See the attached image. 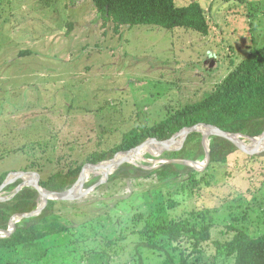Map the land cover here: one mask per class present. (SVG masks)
Returning <instances> with one entry per match:
<instances>
[{
    "label": "rangeland",
    "instance_id": "1",
    "mask_svg": "<svg viewBox=\"0 0 264 264\" xmlns=\"http://www.w3.org/2000/svg\"><path fill=\"white\" fill-rule=\"evenodd\" d=\"M192 1L206 10V35L155 25L121 26L115 32L93 0H0V155L5 154L0 172L23 171L31 162L44 172L72 160L84 162L92 151L113 146L128 129L163 118L166 107L201 99L251 48L264 45V0L175 3ZM24 142L23 151L7 156L6 150ZM146 153L130 163L151 169L166 162L160 154L151 158ZM246 154L237 151L225 164L213 165L207 176L210 185L197 196L185 172L166 180L123 178L102 188L107 183L97 184L104 177L102 169L89 170L77 197L56 200L69 233L51 242L77 239L81 253L103 248L111 256L108 264H128L126 251L137 240L132 231L142 221L136 220L147 215L150 203L165 205L173 199L179 205L167 210L168 217L183 216L197 206L210 210L211 238L202 244L198 259V254L188 258V264H210L216 252L213 241L230 239V226L250 236L264 232V160L251 163ZM193 161V166L180 164L200 167L196 162L202 160ZM25 172L41 178L37 170ZM92 179L97 180L88 187ZM7 186L1 198L14 191ZM108 239L114 242L107 245ZM181 245L189 250L186 242ZM163 258L157 251L143 252L144 264H161ZM233 263V257H219L214 264Z\"/></svg>",
    "mask_w": 264,
    "mask_h": 264
},
{
    "label": "trees",
    "instance_id": "2",
    "mask_svg": "<svg viewBox=\"0 0 264 264\" xmlns=\"http://www.w3.org/2000/svg\"><path fill=\"white\" fill-rule=\"evenodd\" d=\"M93 4L103 20L112 22L115 32L121 26L134 25H155L167 29L185 28L201 35H206L209 31L206 10L198 1L177 5L175 0H93ZM23 53L28 54L29 51ZM198 123L211 124L224 131L251 137L258 136L264 130V45L251 48L220 83L201 99L178 107H166L163 118L150 125L128 129L122 133L117 143L108 149L92 151L84 162L72 160L66 166L52 167L54 170L50 172L47 170L44 172L41 165L31 162V165L27 167L24 165L20 170H37L41 174L38 180L41 187L62 191L76 181L85 164H96L112 158L115 153L129 150L150 137L160 141L168 140L180 129ZM35 140V145H39V141ZM24 148L25 142L20 147L14 146L6 150L7 156L23 151ZM151 150L153 153L158 152V149L154 148L148 151ZM237 151L241 152L229 140L212 135L209 138L210 159L204 171H197L193 167L172 161L160 163L158 167L151 169L123 163L107 176V180L104 181L107 183L102 185V188L123 178L156 176L159 180H166L185 172L191 192L197 196L202 188L210 185L207 178L209 169L213 165L225 164L229 156ZM158 154L165 160H202L204 158L202 136L199 132H191L181 148L164 150ZM4 155H0V158ZM146 156L154 157L150 153H146ZM247 156L251 163L261 162L264 160V150ZM249 167L252 168L253 164H249ZM251 168L245 172L252 173ZM9 172L10 170L0 172V185ZM246 178L250 181L249 175H246ZM93 180L97 179H92L86 185L89 187L94 184ZM21 181L22 179L18 178L6 188L14 189ZM38 203V191L31 186H23L9 199L0 201V231L8 228L11 217L34 210ZM57 203L59 201L47 200L39 214L20 218L14 223L9 235L0 236V264L109 263L111 256L103 254V248L99 251L81 253L77 250V239L67 238L68 240L62 243L51 242L53 238L57 239L64 234L68 236L69 233L68 226L61 221L57 213L55 207ZM178 205L179 203L173 199H168L165 205L160 202L149 204L147 215L136 220V224L142 220L140 227L132 231L137 240L128 247L131 251L128 249L126 251L129 254L126 259L128 264H144V251H157L162 254L164 258L161 264H188V258L192 254H198L196 259L199 258L203 252L202 244L211 238L213 217L205 206H197L183 216L168 217L167 210ZM230 228L234 232L230 239L224 242L213 241L216 252L212 255L210 264H214L219 257H233V264H264V232L258 236H250L242 229L233 226ZM112 242L114 239H108L106 244ZM182 242L188 244L189 250L185 245H181ZM98 259L104 261L95 262Z\"/></svg>",
    "mask_w": 264,
    "mask_h": 264
},
{
    "label": "water",
    "instance_id": "3",
    "mask_svg": "<svg viewBox=\"0 0 264 264\" xmlns=\"http://www.w3.org/2000/svg\"><path fill=\"white\" fill-rule=\"evenodd\" d=\"M191 132H199L201 134L202 145L204 148V158L200 162V167H194L196 169H202L209 162V159H210L209 138L212 135H217V136H220V137H223V138L229 140L238 149H240L243 152L248 153L249 155L255 154L256 152H259L260 150L264 149V130L258 136L251 137V136L243 135L241 133H232V132L224 131V130H221L220 128H218L214 125H211V124L198 123V124H194L192 126L184 127L182 129H180L177 133H175L168 140L160 141V140H157L153 137H150V138L145 139L139 145H137V146H135L129 150H126V151H120V153L121 154H129V153L134 154L140 148H142L144 145H147V144H152L156 148H158V152H156V153L149 151V153L152 155H156V154H158L164 150L179 149L183 145V142H184L185 138L187 137V135ZM178 137L180 138V140L178 142V146L174 147L173 144L176 141V138H178ZM242 138H249L251 140L257 139V142L259 143V141H260V143H262V145L260 147H258V146H256L258 143L255 145H253L252 143H250V144L246 143L242 140ZM107 161H109V165L112 166V169L106 170L104 172L102 171L101 175L104 177L101 180H99L97 182V184L104 182V179L109 174L114 172L118 168V166H120L122 163H130L129 159H127V158L115 160V155ZM166 161L183 163V164H187L190 166H193L192 164L195 163V161H193V160H182V159H167ZM104 162H106V161H101V162L96 163V164H85L82 167L76 181L69 188L62 190V191H52V190H48V189L41 187L39 185L37 177L36 176L32 177L33 173H31V172L12 171V172L8 173L6 178L4 179L3 183L0 185V193L5 186L14 182L16 179L21 178L22 181L18 186H16L14 188V191L12 192V194L8 198H1L0 197V201L9 199L16 192H18L23 186H31L38 191L39 203H38L37 207L32 211L27 212V213L16 214L13 217H11V219L9 220L8 228L4 231H0V236L9 235L13 230L14 223L17 222L18 220H20V218L39 214L47 200H49V199H51V200H69V199H73V198L77 197L82 192L83 184L87 178L86 176H84L85 169H88L87 172H89V170H91V171L93 170L92 172H94L96 170L102 169Z\"/></svg>",
    "mask_w": 264,
    "mask_h": 264
},
{
    "label": "bare ground",
    "instance_id": "4",
    "mask_svg": "<svg viewBox=\"0 0 264 264\" xmlns=\"http://www.w3.org/2000/svg\"><path fill=\"white\" fill-rule=\"evenodd\" d=\"M179 140H180V138L178 137L176 141L179 142ZM176 141L174 142V144L176 143ZM257 143H258V142H257V139H253V140H252V144H253V145H255V144H257ZM147 145H148V144H147ZM147 145H144L142 148H140V149H139L136 153H134V154H132V153H129V154H118V155L115 157V160H119V159H122V158H127V159L131 160V159H133L134 156L139 157V155H140L142 152H146V151L150 150L149 147H148ZM261 145H262V143H260V141H259V143H258L256 146L260 147ZM150 147H152V148H154V149H158V148H156L154 145H153V146H150ZM140 157H141V156H140ZM196 164H198V165L200 166V163H196ZM105 165H106V166H105ZM106 167H108V168H106ZM110 169H112V166L109 165V161H107L106 163L103 164V166H102V171H103V172L106 171V170H110ZM87 175H88V172H87V171L84 172V176L87 177Z\"/></svg>",
    "mask_w": 264,
    "mask_h": 264
}]
</instances>
